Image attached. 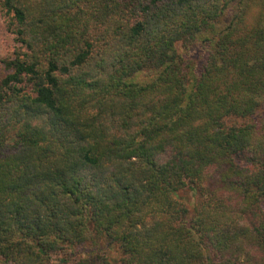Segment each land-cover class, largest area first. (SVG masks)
Here are the masks:
<instances>
[{"label": "trees", "instance_id": "obj_1", "mask_svg": "<svg viewBox=\"0 0 264 264\" xmlns=\"http://www.w3.org/2000/svg\"><path fill=\"white\" fill-rule=\"evenodd\" d=\"M0 14V264H264V0Z\"/></svg>", "mask_w": 264, "mask_h": 264}, {"label": "rangeland", "instance_id": "obj_2", "mask_svg": "<svg viewBox=\"0 0 264 264\" xmlns=\"http://www.w3.org/2000/svg\"><path fill=\"white\" fill-rule=\"evenodd\" d=\"M16 41L14 35L9 31L5 19L0 14V58L10 55ZM183 50V49H182ZM192 54L197 57L200 53L199 46L190 48ZM7 71L4 69L3 64L0 62V76L4 75ZM176 197L185 203L191 212L199 201L197 193L192 188H184L177 192ZM90 248L89 244L86 246ZM100 252L108 257L111 264H120V256L122 255V250L118 244H110L104 247H100Z\"/></svg>", "mask_w": 264, "mask_h": 264}]
</instances>
